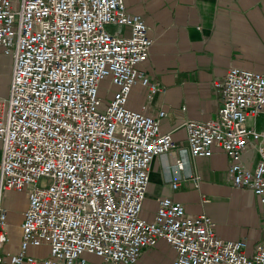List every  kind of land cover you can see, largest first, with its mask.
<instances>
[{"label":"built area","instance_id":"built-area-1","mask_svg":"<svg viewBox=\"0 0 264 264\" xmlns=\"http://www.w3.org/2000/svg\"><path fill=\"white\" fill-rule=\"evenodd\" d=\"M153 43L124 0H0V50L12 58L9 94L0 95V264H89L85 253L137 264L160 240L176 252L174 264H264V242L248 254L245 239H221L209 216L171 198L158 200L152 221L140 217L151 163L177 146L161 129L164 112L155 119L127 107L138 83L149 100L165 92L140 69ZM107 80L116 90L107 88L104 106ZM215 86L216 115L184 121L190 152L224 150L228 180L252 191L264 212V130L249 125L264 114V71L231 67ZM249 149L260 156L254 170L242 161ZM10 190L26 191L28 207L16 249L4 250ZM44 246L49 257L29 254Z\"/></svg>","mask_w":264,"mask_h":264},{"label":"crops","instance_id":"crops-1","mask_svg":"<svg viewBox=\"0 0 264 264\" xmlns=\"http://www.w3.org/2000/svg\"><path fill=\"white\" fill-rule=\"evenodd\" d=\"M124 2L129 14L143 17L154 40L149 61L140 69L165 88V92H159L149 100V89L138 83L131 90L127 107L155 119H160V112H164L165 116L160 119L161 129L171 133L177 145L167 154L155 157L151 163L148 191L140 217L152 221L158 200L171 198L182 203L188 214L209 216L221 239H245L246 251L252 254L264 242V212L259 198L228 180L230 160L221 148L215 147L207 158L193 157L183 124L185 120L204 122L216 115L222 94L215 82L223 79L231 67L264 71V0ZM115 30L128 34V30ZM107 81L115 91L116 87ZM100 98L104 106L111 100ZM249 125L264 130V114ZM179 159L186 163L183 170L176 167ZM259 160L255 149L247 150L242 157L250 170L256 168ZM174 183H178L176 189ZM13 191L16 190L6 194ZM25 198L22 208L6 207L10 235L15 234L19 241L20 227L28 207L26 195ZM18 243H10L4 250L16 249ZM166 245L160 240L156 246ZM46 247L49 249L44 246L45 250ZM40 248H30L29 254L38 258L49 257V250L45 257L33 253ZM147 251L137 264L144 260ZM155 258L154 255V262Z\"/></svg>","mask_w":264,"mask_h":264},{"label":"rangeland","instance_id":"rangeland-1","mask_svg":"<svg viewBox=\"0 0 264 264\" xmlns=\"http://www.w3.org/2000/svg\"><path fill=\"white\" fill-rule=\"evenodd\" d=\"M111 31L115 30L116 28L113 26H109ZM11 71H12V58L10 55H7L3 49L0 50V95L3 97H8L9 89L11 85ZM109 87V82L104 81L101 83L100 88V97L102 96L105 101H108L111 98L110 93L107 92V88ZM0 158H1V146H0ZM26 191H13L10 192L9 195H5L4 197V206L14 208H22L25 206L26 198L25 194ZM8 221L10 218L8 217ZM19 242L17 236L11 233V241L10 243L16 244ZM47 250L44 247L37 249L33 253L39 257H45L47 255ZM171 247L168 245L166 246H155L151 249H148L146 253V257L142 260L139 264H173L176 259L174 255V251H171ZM155 255V262L153 261V257ZM84 257L88 261L89 264H104L100 257L96 255L85 253Z\"/></svg>","mask_w":264,"mask_h":264}]
</instances>
